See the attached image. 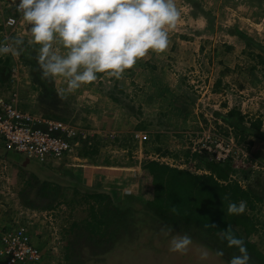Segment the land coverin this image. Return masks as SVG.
Returning <instances> with one entry per match:
<instances>
[{
  "label": "rangeland",
  "instance_id": "rangeland-1",
  "mask_svg": "<svg viewBox=\"0 0 264 264\" xmlns=\"http://www.w3.org/2000/svg\"><path fill=\"white\" fill-rule=\"evenodd\" d=\"M175 2L180 18L176 27L169 30V43L164 52L157 54L150 50L120 78L99 73L95 81L71 92L65 91L67 85L62 77L53 82L64 99L53 98L52 111L67 118V122L89 129L91 136L87 144L92 143L89 149L95 148L97 152L83 155L80 148L75 156L52 164V172L71 169L88 185L117 195L141 194L144 166L153 160L197 173L208 172L200 160H181L187 150L194 152V140L207 136L230 142L228 159L236 169L231 174L233 179L245 185L249 181L244 179L247 174L252 179L256 173L264 172V139L248 135L241 127H227L221 118L235 109L246 116L243 124L247 126L250 118L260 116L264 120V0ZM239 31L247 36L240 37ZM9 32V35L13 33ZM25 32L30 34L28 25ZM14 71V80L0 86L2 94L11 98L14 88L19 107L31 113L36 109L41 115L50 111L49 102H43L44 97L34 101L22 93L21 86L31 90L27 82L40 89L28 66L17 62ZM202 155L217 161L211 153ZM6 157V150L0 148V161H3L0 213L3 209L6 219L33 215L26 213L29 210L19 199V188L30 175L32 170L27 168L31 164L12 162ZM14 157L27 159L16 152ZM33 163L38 164L35 160ZM21 166L29 173H22ZM48 173L51 172L40 174ZM70 209L62 203L50 210L52 223L40 214L36 215L37 220L33 219L36 224L32 225L38 230L35 229L34 234L38 236L35 240L44 242L46 258L41 264H66L62 261L66 244L64 230L75 220L70 217ZM260 218L264 224V204ZM254 236L263 239L264 227ZM170 239L167 234L156 237V243L165 251L152 253L155 257L149 264H225L193 241L186 252H172ZM145 240L146 237L141 242ZM126 250L117 249L99 264H126L120 261L126 258L123 256Z\"/></svg>",
  "mask_w": 264,
  "mask_h": 264
},
{
  "label": "trees",
  "instance_id": "trees-1",
  "mask_svg": "<svg viewBox=\"0 0 264 264\" xmlns=\"http://www.w3.org/2000/svg\"><path fill=\"white\" fill-rule=\"evenodd\" d=\"M3 22L0 13V44L9 42L11 46L15 45L20 61L28 66L34 82L41 89L43 102H49L50 111L44 108L45 115L68 121L52 111V99L62 97L53 81L41 79L36 59L39 46L29 44L27 38L16 32L6 33ZM237 34L243 38L247 36L240 31ZM18 39H22L23 44H17ZM15 63L12 56L0 55V86L10 79ZM221 118L227 127H241L248 135L264 139V120L260 116L250 118L249 126L243 124L246 116L235 109ZM91 146L89 143L82 147V154L96 153L95 148L89 149ZM6 154L12 162L31 164L27 169L32 171L19 188V199L26 208L42 212L55 209L62 203L71 207L70 217L75 220L64 230L66 244L62 261L66 264H99L120 248L127 249L123 252L126 258L120 259L121 262L149 264L155 257L152 253L165 251L156 243V237L162 234L170 238L188 235L191 241L206 248L225 264H231L234 256L242 255L240 247L230 243L232 237L239 238L244 242L248 264H264V238H254L261 226L264 227L260 218L264 204V172L256 173L252 179L247 174L244 179L249 181L244 185L231 177L236 170L231 159L210 161L197 151L187 150L185 160H200L208 172L197 173L153 160L144 166L141 194L117 195L114 191L88 185L71 169L52 172L54 163L35 160L36 164L34 159L24 155L28 160L14 157L12 151H6ZM21 168L22 173L28 172ZM43 171L51 173L43 176ZM243 174H246L245 170ZM241 201L246 203L243 213L228 212L229 204L238 205ZM79 211L82 215H78ZM144 237L147 240L142 243ZM39 243L44 246V242Z\"/></svg>",
  "mask_w": 264,
  "mask_h": 264
},
{
  "label": "clouds",
  "instance_id": "clouds-1",
  "mask_svg": "<svg viewBox=\"0 0 264 264\" xmlns=\"http://www.w3.org/2000/svg\"><path fill=\"white\" fill-rule=\"evenodd\" d=\"M16 11L29 26L28 43L39 46L41 79L55 82L62 77L67 92L95 81L99 73L120 78L150 50L164 52L169 30L180 18L175 0H17ZM8 53L20 62L15 45L0 44V55ZM245 209L241 201L229 204L228 212ZM190 243L188 235L173 236L169 250L186 252ZM230 243L242 253L231 264H248L243 240L232 237Z\"/></svg>",
  "mask_w": 264,
  "mask_h": 264
},
{
  "label": "built area",
  "instance_id": "built-area-1",
  "mask_svg": "<svg viewBox=\"0 0 264 264\" xmlns=\"http://www.w3.org/2000/svg\"><path fill=\"white\" fill-rule=\"evenodd\" d=\"M16 2L17 0L14 2L0 0V13L4 20L2 24L8 34L21 22V16L16 11ZM6 44L10 45L9 42ZM7 55L11 53L3 54ZM17 97V91H13L11 98L0 94V144L7 150L51 164L75 156L76 151L89 142L91 136L89 129L64 120L31 113L17 105ZM231 149L230 142L223 138L214 139V136L194 140L192 148L194 152L200 154L211 153L217 161L227 160ZM1 183L3 184V166L0 167V185ZM32 211L33 215L15 217L12 221L0 225V264L43 262L45 252L39 241L35 240L33 225L36 223L33 219L37 220L36 215L40 214V217L44 216L52 223L53 217L49 214L50 211Z\"/></svg>",
  "mask_w": 264,
  "mask_h": 264
},
{
  "label": "crops",
  "instance_id": "crops-1",
  "mask_svg": "<svg viewBox=\"0 0 264 264\" xmlns=\"http://www.w3.org/2000/svg\"><path fill=\"white\" fill-rule=\"evenodd\" d=\"M22 21V20H21ZM26 26H27V24H26V22H22L20 25H19V27L18 28H16V33H17V35H19L20 37H25V38H31V35L30 34H28L27 32H25V28H26ZM12 75H11V77H10V79L8 80V81H10V80H13V77L14 76H16V73H15V71H13V69H12ZM21 77V76H20ZM22 78V77H21ZM22 85V84H21ZM27 85H29V87H31L30 89L31 90H27L28 88H25L24 89V87H26V86H21V87H23V90H22V93H24V95L26 96V97H31V99L32 100H36V98H40V96H41V89H36L34 86H32V84H31V82H27ZM14 88H12L11 89V91L13 90ZM27 90V91H26ZM40 90V91H39ZM60 94V93H59ZM145 94H146V92H145ZM147 95V94H146ZM28 110V109H27ZM34 111H32L33 113L35 112V114H39L37 111H36V109H33ZM45 113L43 112V114L42 115H44ZM39 115H41V114H39ZM46 116V115H45ZM145 132V131H144ZM147 132H148V130H147ZM146 133V132H145ZM0 148L1 149H5L7 152H9V150H7L3 145H1L0 144ZM166 155V154H165ZM192 156V155H191ZM187 157V156H186ZM169 158H172V157H169ZM188 158V157H187ZM62 160H66V159H62ZM168 160V159H167ZM181 160H185V157H183V158H181ZM3 163V161H0V164H2ZM5 178V177H4ZM89 179V178H88ZM91 183H92V181H91ZM23 207H22V210L21 211H23ZM26 210H29V211H31V213H33L34 211H32L33 209H29V208H25ZM13 218H15V216H13L12 218H7L6 219V217H3V209L1 210V213H0V225H4L6 222H9V221H12V219ZM17 218V217H16ZM34 228V233H35V229H36V227L34 226L33 227ZM37 230V229H36ZM37 232H38V230H37ZM35 235H37V234H35ZM36 237H38V236H36Z\"/></svg>",
  "mask_w": 264,
  "mask_h": 264
}]
</instances>
